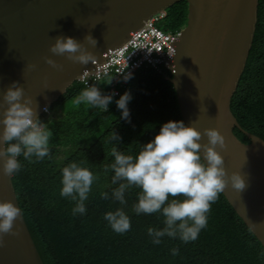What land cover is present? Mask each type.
<instances>
[{"label":"trees","instance_id":"16d2710c","mask_svg":"<svg viewBox=\"0 0 264 264\" xmlns=\"http://www.w3.org/2000/svg\"><path fill=\"white\" fill-rule=\"evenodd\" d=\"M159 27L170 33L181 31L187 23L188 4L180 1L168 7ZM171 72L140 68L124 85L119 96L131 93L128 103L130 121L120 118L113 97L108 110L73 106L72 99L84 88L76 81L39 118L47 124L52 136L49 156L33 162L18 158L20 171L12 175L17 201L43 264H264V247L237 215L221 193L207 213V225L194 241L182 243L167 236L153 244L147 228L162 227L159 213L136 215L132 205L139 189L125 192L126 204L111 198L101 199L106 191L111 197V171L104 166L111 162L113 146L125 154L136 155L141 145L149 142L169 120L182 119ZM109 77L95 83L102 94L107 92ZM69 106V107H68ZM64 107L62 116H50ZM231 111L242 129L264 140V0H258L257 22L248 59L231 101ZM119 142H109L112 131ZM237 138L250 140L237 128ZM83 161L98 176L85 201L86 212L73 215L74 202L59 195L60 169L69 162ZM171 199V198H170ZM122 208L131 227L123 234L111 230L103 219L107 211ZM177 248V255L171 249Z\"/></svg>","mask_w":264,"mask_h":264},{"label":"water","instance_id":"95a60500","mask_svg":"<svg viewBox=\"0 0 264 264\" xmlns=\"http://www.w3.org/2000/svg\"><path fill=\"white\" fill-rule=\"evenodd\" d=\"M180 1L188 4L187 23L167 69L181 117L202 133L215 128L223 135L225 146L217 145V150L227 176L240 172L245 187L236 190L229 180L222 194L264 247V140L242 129L231 111L252 45L258 0H0V118L7 107L3 94L13 81L23 87L39 116L85 73L106 63L151 16ZM89 34L95 46L84 39ZM58 36L82 43L92 53V63L52 54L49 48ZM46 57L60 67L47 64ZM235 128L249 144L237 138ZM207 139L202 136L201 143ZM0 201L20 209L3 158ZM13 232L0 237V264H43L22 212Z\"/></svg>","mask_w":264,"mask_h":264},{"label":"clouds","instance_id":"9594fccd","mask_svg":"<svg viewBox=\"0 0 264 264\" xmlns=\"http://www.w3.org/2000/svg\"><path fill=\"white\" fill-rule=\"evenodd\" d=\"M84 39L96 45V40L90 34ZM49 51L54 55L67 53L68 59L82 65L92 63V53L70 36L56 37ZM45 62L60 67L51 57H46ZM131 75L125 72L122 79L126 82ZM115 95V92L102 94L94 83L86 84L71 103L73 106L84 104L106 112ZM131 99V93L125 91L115 100L116 107L121 110L120 118L126 121H130L128 103ZM3 102L7 107L0 118V142L3 143L0 158H3L4 174L15 175L22 168L18 158L33 162V158L39 161L49 156L52 133L47 124L41 121L36 109L31 106V98L24 95V89L17 81H13L5 90ZM204 135L208 138L207 142L201 143ZM120 139L114 130L108 137L109 142H119ZM217 145L223 148L225 140L215 128H206L202 133L192 124L185 125L182 120L164 122L154 138L141 145L136 155L120 152L115 146L111 148L112 160L104 166V172L107 174L111 171L110 184L115 187L111 189V197L106 191H101L99 196L125 205V192L136 187L139 192L132 212L136 215L159 213L163 217L162 227L147 228V235L153 244H160L165 236L179 239L182 243L194 241L207 225L211 204L229 180L236 190L245 187L240 172L227 176L224 157L217 150ZM97 180L98 176L83 166V161H71L60 169L59 195L74 202L71 208L73 215L86 212L85 201ZM20 215L21 210L11 201H0V237L15 234L13 224ZM103 219L117 234H123L131 227L129 216L120 207L105 212ZM170 251L173 256L178 253L177 248Z\"/></svg>","mask_w":264,"mask_h":264},{"label":"built area","instance_id":"2783aa9c","mask_svg":"<svg viewBox=\"0 0 264 264\" xmlns=\"http://www.w3.org/2000/svg\"><path fill=\"white\" fill-rule=\"evenodd\" d=\"M164 17V11L151 16L138 32L110 54L106 63L91 73H85L78 81L85 87L86 84L98 83L105 77H109V80L113 78L107 85L106 94L115 92L114 97H117L119 84L126 83L122 79L125 72L133 74L140 68L158 69L161 65L167 68L173 60L175 43L181 31L176 33L163 31L159 24ZM45 108L42 109V113L48 112L44 110Z\"/></svg>","mask_w":264,"mask_h":264},{"label":"rangeland","instance_id":"374dc122","mask_svg":"<svg viewBox=\"0 0 264 264\" xmlns=\"http://www.w3.org/2000/svg\"><path fill=\"white\" fill-rule=\"evenodd\" d=\"M69 107V106H68ZM62 110L64 111V107H62L61 109H58L57 111H55L53 114H51L50 116H53L54 119H58L62 116Z\"/></svg>","mask_w":264,"mask_h":264}]
</instances>
